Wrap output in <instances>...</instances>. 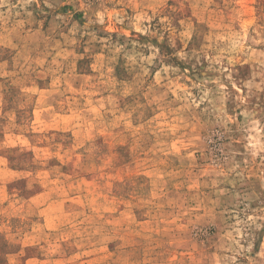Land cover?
<instances>
[{
    "label": "rangeland",
    "instance_id": "374dc122",
    "mask_svg": "<svg viewBox=\"0 0 264 264\" xmlns=\"http://www.w3.org/2000/svg\"><path fill=\"white\" fill-rule=\"evenodd\" d=\"M0 264H264V0H0Z\"/></svg>",
    "mask_w": 264,
    "mask_h": 264
}]
</instances>
